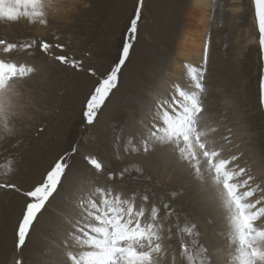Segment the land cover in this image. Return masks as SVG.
I'll return each instance as SVG.
<instances>
[{
    "label": "rangeland",
    "instance_id": "1",
    "mask_svg": "<svg viewBox=\"0 0 264 264\" xmlns=\"http://www.w3.org/2000/svg\"><path fill=\"white\" fill-rule=\"evenodd\" d=\"M136 2L78 0V4L66 6L57 0V12L50 17L49 26L0 22V39L21 44L35 40L38 45L41 40L54 42L58 35L59 42L67 45L66 52L57 51L58 55L84 58L86 68L105 73L119 58ZM200 14L193 0H144L138 38L118 91L92 127H85L83 108L96 83L95 77L61 65L38 46L31 55L20 51L11 54L17 61L35 66L37 72L27 80L18 98L14 120L17 136L8 141L7 151L0 154V165L5 157L14 155L18 170L13 182L29 190L45 178L59 157L69 154L70 164L63 198L53 203L46 214L47 221L36 226L27 243V264H55L63 227L61 212L73 199L72 186L79 189L96 177L86 155L98 158L106 172L144 160L142 154L122 150L126 147L123 137L135 130L139 119L147 117L158 84L183 81L185 64H201L206 35L211 36L206 83L213 117L221 121L220 134L225 135L226 128L235 131L239 136L235 150L244 153L246 163L256 166L257 177H264V104L260 102L259 88L264 59L258 44L253 0H211L205 26L198 22ZM196 30L203 31L202 55L191 65L178 59V49L183 36ZM16 141L18 148L12 146ZM74 145H79V151L71 155ZM143 166L159 197L174 204L182 217L197 223L203 242L215 247L218 240L226 241L220 235L226 231L225 219L211 191L201 189L159 155L149 158ZM98 179L102 183L105 180L103 176ZM24 204L22 195L0 190V264H12L15 229ZM175 217L173 213L172 220Z\"/></svg>",
    "mask_w": 264,
    "mask_h": 264
},
{
    "label": "snow or ice",
    "instance_id": "2",
    "mask_svg": "<svg viewBox=\"0 0 264 264\" xmlns=\"http://www.w3.org/2000/svg\"><path fill=\"white\" fill-rule=\"evenodd\" d=\"M57 0H0V22L49 26L57 12ZM144 0H137L129 21L119 58L105 73L85 67V59L63 54L67 45L41 40L38 45L0 39V154L17 136L14 120L18 98L36 72L30 63L11 56L20 51L29 55L39 50L66 67L87 72L96 83L84 102L85 127L98 123L102 110L118 91L123 69L138 38ZM258 44L264 59V0H253ZM211 36L206 35L202 62L184 65L185 79L160 83L154 89L146 118L136 122L134 131L124 137L122 150L142 154L140 164H131L115 172L94 155L85 160L96 173L79 189L72 186L73 199L61 212V235L55 264H264V177L254 175L244 153L237 151L231 129L220 134L221 121L214 119L206 78ZM87 55H91L88 53ZM260 102L264 104V72L260 83ZM43 131V129H41ZM119 139V137L117 138ZM13 147L18 148L16 141ZM79 151L74 145L71 155ZM168 160L201 189L211 191L221 209L226 231L227 251L203 242L197 223L182 217L174 204L164 201L153 190L144 162L151 157ZM69 154L56 159L45 178L24 190L13 182L17 162L13 155L0 165V190L15 191L25 204L15 229L12 264H27V243L36 226L47 221L53 203L62 199L70 169ZM103 176L104 182L98 177ZM175 195V194H174ZM163 212V214H162ZM176 213L175 220H172Z\"/></svg>",
    "mask_w": 264,
    "mask_h": 264
},
{
    "label": "bare ground",
    "instance_id": "3",
    "mask_svg": "<svg viewBox=\"0 0 264 264\" xmlns=\"http://www.w3.org/2000/svg\"><path fill=\"white\" fill-rule=\"evenodd\" d=\"M65 5H74V4H78V0H62ZM210 1L211 0H193V4L195 5L196 9L200 10L201 14L198 18V22L205 26L208 23L209 20V7H210ZM65 7V6H64ZM62 7V9H60V13H64L65 12V8ZM199 30V29H198ZM203 30V29H202ZM202 32L203 31H194L191 32L189 34H186L183 36L182 42L179 45V49H178V59L181 60H187L189 63L194 64L195 62V58L201 57L202 55V45H201V40H202ZM179 76V75H177ZM228 134V133H227ZM226 131H225V135ZM231 136L233 139L234 144H237L239 141V136L237 134H235V131L231 132ZM247 166L249 167L250 171L256 175V166L250 163H247ZM44 174V173H43ZM179 179V178H178ZM190 186V184H189ZM188 186V187H189ZM191 188V186H190ZM172 204V203H171ZM178 210V209H177ZM179 211V210H178ZM219 216H215V218L217 219ZM218 221L219 220L218 218ZM226 225V224H225ZM225 228V227H224ZM226 229V228H225ZM214 241V240H213ZM216 242V241H214ZM218 243L212 247L216 248V249H221L223 251H227V240L221 242V239L217 241Z\"/></svg>",
    "mask_w": 264,
    "mask_h": 264
},
{
    "label": "water",
    "instance_id": "4",
    "mask_svg": "<svg viewBox=\"0 0 264 264\" xmlns=\"http://www.w3.org/2000/svg\"><path fill=\"white\" fill-rule=\"evenodd\" d=\"M169 202V201H168ZM169 203H171V202H169Z\"/></svg>",
    "mask_w": 264,
    "mask_h": 264
}]
</instances>
